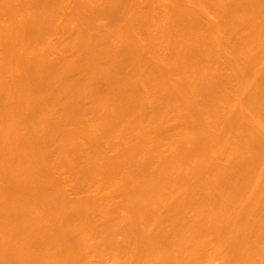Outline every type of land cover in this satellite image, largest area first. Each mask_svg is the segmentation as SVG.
Listing matches in <instances>:
<instances>
[{
  "label": "bare ground",
  "instance_id": "1",
  "mask_svg": "<svg viewBox=\"0 0 264 264\" xmlns=\"http://www.w3.org/2000/svg\"><path fill=\"white\" fill-rule=\"evenodd\" d=\"M23 1L0 0V264H264V0H192L221 22L188 0H99L111 22Z\"/></svg>",
  "mask_w": 264,
  "mask_h": 264
},
{
  "label": "rangeland",
  "instance_id": "2",
  "mask_svg": "<svg viewBox=\"0 0 264 264\" xmlns=\"http://www.w3.org/2000/svg\"><path fill=\"white\" fill-rule=\"evenodd\" d=\"M28 1H29V0H28ZM28 1L26 0L27 4H28ZM76 1H77V0H75V2H76ZM97 1H98V2H97ZM97 1H96V2H97V5H98L99 0H97ZM102 1H103V0H102ZM102 1L100 0L101 3H102ZM130 1H131V2H130ZM130 1H129V3L131 4V3H132V0H130ZM183 1H185V0H183ZM223 1L226 2L225 0H223ZM223 1L220 0V2H221V6L224 7V5H227V4H222V3H224ZM227 1H228V0H227ZM232 1L235 2V0H232ZM17 2H18V1H17ZM17 2H16V3H17ZM22 2L25 3V1H23V0H22ZM22 2H20V3H22ZM72 2H73V1H71V3H72ZM78 2H79V1H77L75 4H77ZM165 2H166V1H165ZM189 2H190V5H189V6H190V8H192L191 10H194L195 12L197 11V13L203 15V17H204V14H205V12H203V9H204V11L210 9V8H208V5H206V4H201V5H200V4H195V3L192 2V0H190V1L188 0V4H189ZM228 2H229V1H228ZM230 2H231V0H230ZM230 2H229V4H230ZM234 2H231V4H233ZM101 3H99V4L101 5V7L104 8V10H103L104 12H105V10H106L105 8H107V9L109 10V12H111L110 9L108 8L109 5H108L107 3H106V4H107V7H105L106 4H104V5H105V6H104V5L101 4ZM167 3H169V7H167V4H166V9H168V13H169V10L171 9V6H170V2L167 1ZM191 3H192V4H191ZM226 3H227V2H226ZM18 4H19V3H18ZM69 4H70V3H69ZM69 4H68L67 8H68V7H69V8L71 7V4H70V6H69ZM72 4H73V5H72V8H73V6H74V8H75L74 2H73ZM94 4L96 5V3H94ZM229 4H228V5H229ZM16 5H17V4H16ZM127 5H128V4H127ZM192 5H193V6H192ZM110 6L112 7L113 5H110ZM110 6H109V7H110ZM203 6H204V7H203ZM205 6H206V9H205ZM226 7H227V6H226ZM26 8H28L29 11L32 9V8L30 9L29 7H25L24 9H26ZM42 8H43V7H42ZM69 8H68V10H69ZM193 8H194V9H193ZM40 9H41V7H40ZM100 9H102V8H100ZM164 9H165V7H164ZM201 9H202V11H201ZM212 10H213V11H212V13H213V12H215L217 9H216V10H215V9H212ZM214 10H215V11H214ZM22 11H23V10H21V12H22ZM26 11H27V10H26ZM26 11H24V12L26 13ZM31 11H33V9H32ZM31 11H30V14H31V16H32ZM70 11H71V8H70ZM70 11H69V13H66L65 11H64V12H65V14H67V15L69 16V15H71V14L73 13V12L70 13ZM99 11H101V10H99ZM106 11H107V10H106ZM218 11H220L219 8H218ZM218 11H217V12H218ZM21 12H19V16H20V17H18V15H17L18 18H17V21H16V22H18V21H19V22L22 21V20H18V19H21V16H22V13H21ZM67 12H68V11H67ZM96 12H98V11H96ZM101 12H102V11H101ZM101 12H99V13H101ZM104 12H102V16H103V17H106V16L109 14V12H108V13L105 12L106 15H104V14H105ZM172 12H173V11H172ZM200 12H201V13H200ZM207 12H210L211 17H213V21H212V22H214V20L217 19V17H219L220 14H222V13L220 12V14H218V16H214V15H216V14H215V13H214V14H211V11H210V10L207 11ZM20 13H21V15H20ZM129 13H131V12H128V13H126V14H129ZM165 13H166V12H164V14H165ZM202 13H203V14H202ZM59 14H60V13H59ZM59 14H58L57 16H59ZM61 14H63V12H62ZM61 14H60V17H61ZM87 14H89V12H87ZM110 14H111V13H110ZM172 14H173V16H172ZM172 14H170V16L174 17V13H172ZM208 14H209V13H208ZM4 15H6V14H4ZM8 15H9V14H7L6 16H8ZM25 15H26V14H25ZM25 15L23 14V17H24ZM63 15H64V14H63ZM93 15H94V14H93ZM93 15H92V16H93ZM111 15H112V14H111ZM132 15H133V14H132ZM235 15H236V16H235ZM235 15L233 14V15H232V18H233L234 16L237 17V14H235ZM0 16L3 17L2 15H0ZM6 16H4V19H5ZM15 16H16V15H15ZM15 16H14V17H15ZM26 16H29V15H26ZM64 16L67 17L66 15H64ZM72 16H73V15H72ZM90 16H91V15H90ZM167 16H168V15L166 14V17H167ZM206 16H207V14H206ZM208 16H209V15H208ZM220 16H221V15H220ZM88 17H89V16H88ZM95 17L97 18V16H95ZM99 17H100V16H99ZM108 17H109V16H107L106 18H107L108 21H110V17H109V19H108ZM172 17H171V18H172ZM225 17H226V15H225ZM225 17L222 16L223 19H224ZM30 18H31V17H30ZM62 18H63V16L61 17V19H60V18L58 19V17H57V19H55V21H59L58 23L61 24V22H62L61 20H63ZM69 18H70V16L68 17V21H69ZM96 18H94V19H96ZM101 18H102V17H100V19H101ZM106 18H103V19H101V20L97 19V20H99V21L101 22V23H100L101 26L105 25L104 23H105L107 20H104V19H106ZM164 18H165V17H164ZM167 18H168V17H167ZM167 18H166V19H167ZM169 18H170V17H169ZM169 18H168V19H169ZM208 18L210 19V17H208ZM208 18H204L205 21H207ZM214 18H215V19H214ZM222 18H221V19H222ZM237 18H238V17H237ZM0 19H1V21H0L1 24H4L5 21H8V17H7V19H5L4 22H2V21H3L2 18H0ZM22 19H23V18H22ZM24 19L27 20L26 17H24ZM64 19H65V18H64ZM72 19H73V17L71 18V20H72ZM76 19H78V18H76ZM111 19H113V18H111ZM221 19H220V17H219L220 22L223 20V19H222V20H221ZM234 19H235V18H234ZM234 19H233V20H234ZM66 20H67V19H66ZM78 20H81V19H78ZM103 20L105 21L104 23L102 22ZM236 20H237V19H236ZM236 20H234V21H236ZM9 21H10V17H9ZM9 21H8V22H9ZM60 21H61V22H60ZM73 21H75V22L73 23V25H75L76 20L73 19ZM90 21H91V19H90ZM99 21H97V24H98ZM216 21H217V20H216ZM27 22H28V21H27ZM29 22H30V19H29ZM29 22H28L27 24H29ZM77 22L79 23L80 21H77ZM87 22H89V21H87ZM110 22H111V21H110ZM110 22H108L107 25H110ZM113 22L115 23V21H112V23H113ZM119 22H120V21H118L117 23H119ZM121 22H122V23H121ZM121 22H120V24H122L121 27H122V29H123V21L121 20ZM208 22H211V20H208ZM11 23H13V19H12V22H10V23H8V24H11ZM14 23H15V22H14ZM21 23L23 24V23H25V21H24V22H23V21L20 22V24H21ZM30 23H31V22H30ZM58 23H56L57 26L60 25V24H58ZM65 23H66V21H65ZM5 24H7V23H5ZM63 24H64V21H63ZM81 24H82V23H81ZM81 24H80V25H81ZM102 24H103V25H102ZM120 24H119V25H120ZM11 25H12V24H11ZM65 25H68V24H65ZM71 25H72V22H71ZM76 25H77V23H76ZM111 25H112V24H111ZM61 26H62V25H61ZM114 26H116V24H115ZM27 27H28V26H27ZM30 27H31V26H30ZM62 27H64V25H63ZM69 27H72V26L68 25L67 27H65V30H66L67 32L70 31V29H69V31L67 30V28H69ZM76 27H77V26H76ZM103 27H107V26H103ZM108 27H110V26H108ZM119 27H120V26H119ZM119 27H118V24H117V28H118V29L115 27V29L118 30L117 32H121V31H123V30L120 31V30H119ZM74 28H75V26H74ZM100 28H102V27H100ZM111 28H112V27H110V29H107V28H106V29H103V30H104V32H105L106 30H108L107 32H109V30H110V32H111ZM113 28H114V27H113ZM113 28H112V30H114ZM27 29H28V28H26V31H28ZM30 29H31V28H30ZM72 29H73V27L71 28V31L74 32V33H73V35H74L75 32H76V31H74V30H75L76 28L73 29V30H72ZM78 29H79V28H78ZM60 30H61V27H60ZM76 30H77V29H76ZM103 30H102V31H103ZM223 30H224V29H222V30L217 29V31H216V33L219 32L218 36H219V37L221 36V37H220L221 40H222V37L225 38V36H226V35H224V36L222 35V34H223V33H222ZM58 31H59V30H58ZM95 31H96V30H95ZM102 31H101V32H102ZM114 31H115V30H114ZM220 31H221V32H220ZM224 31H225V30H224ZM224 31H223V32H224ZM56 32H57V31H56ZM59 32H60V31H59ZM62 32H63V29H62ZM62 32H60V34H61ZM67 32H66V34H68ZM110 32H109V33H110ZM27 33H28V32H26V34H27ZM69 33H70V32H69ZM105 33H106V32H105ZM105 33H104V34H105ZM109 33L107 34V36L109 35ZM111 33H112V32H111ZM111 33H110V34H111ZM28 34H29V33H28ZM138 34H139V33H138ZM224 34H225V33H224ZM52 35H54V33H53ZM61 35H63V37H64V33H62ZM61 35H59V33L57 32V34H55V37L57 38V36H59V37L61 38V37H62ZM105 35H106V34H105ZM112 35H114V34H112ZM49 36L51 37V35H49ZM49 36L47 37V42H48V40H49V38H50ZM67 36H68V35H67ZM70 36H71V35H70ZM70 36H69V37H70ZM71 37H72V36H71ZM52 38H54V37L52 36ZM52 38H51V39H52ZM56 38H55L54 41H53L54 43L59 39V38H57V39H56ZM102 38H103V37H102ZM105 38H106V36H105ZM105 38H103V40H104ZM107 38H108L109 42H108V40H107V42H106V40H105L104 43H108V44H109V43H110L111 36H110V39H109V37H107ZM113 38H114V37H113ZM72 39H73V37L71 38V40H72ZM74 39H77V38H74ZM217 39H219V38L217 37ZM52 40H53V39H52ZM52 40H49V41L51 42V44L53 43ZM103 40H102V42H103ZM143 40H144V39H141L142 42H143ZM45 41H46V40H45ZM45 41H44V42H45ZM44 42H43L44 47H48V48H49V46L51 45L50 42H49V45H47V43L45 44ZM166 42H167V43H165V44L168 45L169 40L167 41V39H166ZM217 42H218V41H217ZM220 42H221V41L218 42L219 45L222 44V43H220ZM144 43H145V42H144ZM169 43H170V42H169ZM41 44H42V43H40V45H41ZM40 45L37 46V48L40 47ZM45 45H47V46H45ZM223 46H225L224 43H223ZM61 47H62V46H61ZM61 47H59L58 50L62 49ZM228 47H229L228 50H229V49H233V48H235V45L231 44V45H228ZM40 48H41V47H40ZM63 48L66 49V46L63 45ZM221 48H222V47H221ZM224 48H225V47H224ZM226 48H227V45H226ZM42 49H45V50H46V48H42ZM222 49H223V48H222ZM70 50H72V52L75 53V49L70 48ZM224 50H225V49H224ZM224 50H223V51H224ZM226 50H227V49H226ZM40 51H44V50H40ZM76 51H77V50H76ZM80 51H81V50H80ZM80 51L78 50L77 52L79 53ZM96 51H98V50H95V52H96ZM31 52H32V51H23V53H21V54L23 55V57L25 58V60H26V62H24V68H25L26 66L29 67V63H30V60H31V59L29 60V57H31V55H30ZM60 52L62 53V50H60ZM63 52H64V50H63ZM65 52H68V48H67V51H65ZM84 52H86V53L88 52V53H87L88 55H85L86 53L84 54V55H85L84 58H86V56H87V58H88V56L91 55V54L89 55V53H90L89 51H83V52H82V55H83ZM103 52H104V51H103ZM103 52H101V53H103ZM69 53H70V56H69V57H72V55H73V57H76L77 54H78V53H76V56H75V55L72 54L70 51H69ZM69 53H68V54H69ZM93 53H94V51H92V54H93ZM99 53H100V52H99ZM71 54H72V55H71ZM94 54H95V53H94ZM0 55H1V54H0ZM80 55H81V52H80ZM99 55H100V54H99ZM2 56H3V55H2ZM93 56H94V55H93ZM95 56H96V55H95ZM51 57H52L51 63H52V61H53V57H54V59L56 58V61L58 60L57 57H55V56H51ZM51 57L48 56L49 59H50ZM67 57H68V56H67ZM80 57H82V56H80ZM1 58H2V57L0 56V59H1ZM78 58H79V55H78ZM84 58H83V59H84ZM87 58H86V59H87ZM93 58H94V57H93ZM61 59H62V57L60 58V60H61ZM65 59H67L66 56H65ZM65 59H62V60H61V61H63L62 64L65 62ZM68 59H69V58H68ZM68 59L66 60V62H67V61L69 62ZM74 59H76V58H73V59L71 58V59H70L71 62H73ZM83 59L79 58V62L83 61ZM86 59H84V60H86ZM60 60L58 61V63H61ZM80 60H81V61H80ZM87 60H88V59H87ZM87 60H86V61H87ZM0 61H1V60H0ZM28 61H29V63H28ZM45 61L47 62V59L44 60V61L42 60V62H41V61H40V62H41V63L44 62V64H45ZM56 61H55V64H56ZM31 62H32V61H31ZM40 62H39V63H40ZM66 62H65V63H66ZM77 62H78V59H77ZM26 63H28V65H27ZM33 63H34V62H33ZM41 63H40V64H41ZM58 63H57V64H58ZM75 63H76V60H75ZM34 64H36V63H34ZM37 64H38V62H37ZM42 65H43V64H42ZM53 65H54V62H53ZM32 66H33V64H32ZM32 66H31V67H32ZM47 66H48V65L46 64V67H47ZM49 66H51V65H49ZM77 68H78V70H77ZM77 68H76V71H80V70H79V67H77ZM74 69H75V67H74L72 70H74ZM72 70H69V71H71V73H72ZM76 71H75V72H76ZM71 73H70V77L75 79V76H76V78H77V80H78V77L80 76V74H78V75H79L78 77H77V74H75V76L72 74V75H73V77H72V76H71ZM76 73H77V72H76ZM1 76H3V74H1ZM4 76H6V75L4 74ZM4 76H3V77H4ZM3 77H2V78H3ZM6 77H7V76H6ZM6 77H5V78H6ZM257 78H258V77H257ZM74 79H73V80H74ZM0 80H2V82H3V79H0ZM6 80H8V78H6ZM6 80H5V81H6ZM5 81H4V82H5ZM45 81H46V80H45ZM74 81H75V80H74ZM46 83H48V85L46 86V84H45V86H46V87H49V86H50V85H49V84H50L49 79H47V82H46ZM9 84H10V82H9ZM0 94H1V89H0ZM51 113H52V111H51ZM47 116H48V115H47ZM90 119H91V117H90ZM95 119H96V118H95ZM177 119H178V118H177ZM93 120H94V119H93ZM91 121H92V119H91ZM91 121H89V122H90V124L92 123V124H91V125H92L91 128H93V125H94L93 122L95 123V121H92V122H91ZM172 121H173V120H172ZM172 121H170V122H172ZM176 121H177V120H176ZM96 122H98L97 124H99L98 119L96 120ZM173 123H174V121H173ZM178 123H179V122L177 121V124H178ZM170 124H171V123H170ZM95 125H96V124H95ZM174 125H176V122L174 123ZM96 126H98V125H96ZM74 128H75V127H74ZM89 128H90V127H89ZM91 128H90V129H91ZM76 129L78 130V127H76L75 130H76ZM77 130H76V131H77ZM84 131H85V130H84ZM83 133H84V132H82V135H83ZM84 135H85V133H84ZM78 136H79V134H77L76 138H77ZM85 137H86V135H85ZM85 137H83V139H82L83 141H85V139H84ZM79 138H82V137H79ZM79 138H78V139H79ZM185 139H186V138H185ZM80 140H81V139H80ZM77 141H78V140H77ZM83 141H82V143H84ZM182 141H183V140H182ZM79 142H80V141H79ZM166 142H168V141H166ZM185 142H186V141H185ZM185 142H184V143H185ZM61 143H62V142H61ZM82 143H81V144H82ZM168 144H169V142H168ZM79 145H80V143H79ZM75 146H76V145H75ZM75 146H74V147H75ZM109 148H110V147L106 148V149L109 150L108 153H112L113 151L110 150ZM72 149H73V147H72ZM72 149H69L70 151H68V152H69L68 154H70V152H73V153H74V150L72 151ZM74 149H75V148H74ZM164 149H165V148H163V150H164ZM138 152H139V151H138ZM142 152H143V150H142ZM142 152H140V153H142ZM144 153H146V152L144 151L143 154H140V155H144ZM137 154H138V153H137ZM73 155H74V154H73ZM69 156H70V155H68V157H69ZM143 157H144V156H143ZM71 158H72V156H71ZM140 158H142V156H141ZM106 165H107V164H105L104 167H105ZM106 167H107V166H106ZM64 169L66 170V168H64ZM64 169H62V171H64ZM124 169H125V168H124ZM124 169H122L123 172H124ZM104 170H105V169H104ZM127 170H130V169L128 168ZM125 171H126V170H125ZM60 173H61V172H60ZM62 173H63V172H62ZM64 173H65V171H64ZM66 173H67V172H66ZM66 173H65V174H66ZM124 173H130V172L127 171V172H124ZM65 174H62V175L65 176ZM67 174L69 175V172H68ZM67 174H66V175H67ZM128 175H129V174H128ZM65 177H66V176H65ZM121 184H122V183H121ZM101 185H102V184H99V186H101ZM97 186H98V185H97ZM97 186L95 187L96 189H97ZM69 188H71V187H69ZM95 188H94V189H95ZM96 189H95V190H96ZM68 190H71V189H68ZM92 190H93V189H92ZM93 191H94V190H93ZM176 191H177V190H176ZM71 192H72V190H71ZM71 192H70V193H71ZM85 192H86V191H85ZM85 192H84V193H85ZM84 193L82 192V193H79V194L81 195V194H84ZM89 193H90V194H93L91 190H90L89 192H87L86 194L88 195ZM97 193H98V191H97ZM72 194H73V192H72ZM73 195H74L75 197L78 196V195L76 196V193L73 194ZM73 195H72V196H73ZM95 195H96V194H95ZM84 196H85V195H83V197H84ZM89 196H90V195H89ZM92 196H94V195H92ZM78 197H80V196H78ZM81 197H82V195H81ZM113 201H114V200H113ZM115 202L118 203V200H115ZM115 202H114V203H115ZM114 203H113V205L116 206V204H114ZM160 209H161V208H160ZM160 209H159V210H160ZM116 211H117V210H116ZM121 211H122V210H121ZM121 211H119V212L121 213ZM126 211H127V209H126ZM126 211H124V212H126ZM114 213H115V212H114ZM117 213H118V211H117ZM128 213H130V211H129ZM118 214H119V213H118ZM118 214H117V215H118ZM123 214H125V213H123ZM123 214H122V217H124ZM126 214H127V212H126ZM126 214H125V215H126ZM115 215H116V213H115ZM113 216H114V215H113ZM118 216H119V215H118ZM120 216H121V215H120ZM126 216H127V215H126ZM128 216H130V214H129ZM114 217H116V216H114ZM110 218L112 219L113 217H110V216H109V219H110ZM128 218H129V217H128ZM128 218H127V219H124L125 221L123 220V221H124L123 223L121 222L123 218L120 220V222H121V223H120L121 226H123V224L126 223V220H129ZM102 219H103V218H102ZM114 219H115V218H114ZM114 219H113V220H114ZM118 219H119V218H118ZM115 221H117V217H116ZM118 221H119V220H118ZM118 224H119V223H118ZM127 224H128V223H126V225H127ZM75 225H76V224H75ZM126 225H125V226H126ZM69 226H71V225H69ZM69 226H67V227H69ZM72 226H74V225H72ZM67 227H66L65 231H68L67 229L70 228V227H69V228H67ZM106 232H107V234L109 233L108 231H106ZM102 234L104 235L105 233L102 232ZM102 234H100V236H101ZM103 235H102V236H103ZM95 236H96V235H95ZM95 236H93V237H95ZM97 236H99V234H98ZM97 236H96V237H97ZM100 236L98 237L99 239H100ZM118 236H120V241L122 240L121 238L124 239V237H122V236H124L123 234H122V235L120 234V235H118ZM118 236H117V240H118V238H119ZM93 237H92V238H93ZM105 237H107L106 234H105V236H104V239H102V237H101L102 241L106 239ZM93 239H96V238H93ZM99 239H98V240H99ZM107 239H108V238H107ZM96 240H97V239H96ZM94 242H95V241H94ZM96 242H97V244L99 243V245H96V246H98L99 249L96 248V246H94V247L96 248V251H97V253H98L99 251H102V250H100V249H102V248H100V247H101V245H100V241H96ZM103 242H104V241H103ZM122 242H124V241L122 240ZM89 243H90V241H89ZM92 243H93V242H92ZM90 244H91V243H90ZM95 244H96V243H93V245H95ZM101 244H104V243L101 242ZM105 245H106V244H105ZM89 246H90V250H92V249H91V246H92V245H89ZM99 246H100V247H99ZM103 246H104V245H102V247H103ZM104 247L106 248L107 246H104ZM104 247H103V250H104ZM92 248H93V246H92ZM93 250H95V249L93 248ZM98 250H99V251H98ZM105 250H106V249H105ZM105 250H104L103 252H105ZM107 250H108V251H107ZM107 250H106L107 254H104L103 252H102L103 254H101V256L105 255V256H103V259H104V260L100 259V262H97V260H95V259H99L100 255L97 254L99 257H97V255H93V256H96L97 258H95V257H94L95 259L93 258V260H95V261H93L92 259H91V260L89 259L88 261H90V264H91V261H93L92 264H94L95 262H96V264H99V263H101V264H121V263H122V262H113V261H115V259H116V258H115L114 260L111 259V256H112V253L114 252V250H113V252H112L111 249H108V248H107ZM110 250H111V251H110ZM92 252H93V251H92ZM94 252H95V251H94ZM108 252H109L110 254H109ZM95 253H96V252H95ZM95 253H94V254H95ZM99 253H100V252H99ZM115 253H117V252H115ZM90 255H92V253H91ZM110 255H111V256H110ZM115 255H117V254H115ZM118 255H120V254H118ZM93 256H92V257H93ZM113 256H114V255H113ZM114 257H116V256H114ZM117 257H118V256H117ZM215 257H217V256H214V258H215ZM90 258H91V257H90ZM100 258H101V257H100ZM118 258H119V257H118ZM118 258H117V259H118ZM214 258H212V259H214ZM217 258H218V257H217ZM217 258H216V260H215V259L213 260V264H222V261H221L222 259L219 260V259H217ZM117 259H116V260H117ZM119 260H123V259L120 257ZM119 260H118V261H119ZM98 261H99V260H98ZM211 261H212V260H211ZM208 264H211L210 260L208 261ZM223 264H224V261H223Z\"/></svg>",
  "mask_w": 264,
  "mask_h": 264
}]
</instances>
